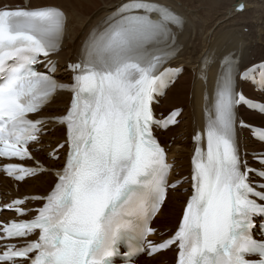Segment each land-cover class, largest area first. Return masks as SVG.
Listing matches in <instances>:
<instances>
[{"label": "snow or ice", "instance_id": "obj_1", "mask_svg": "<svg viewBox=\"0 0 264 264\" xmlns=\"http://www.w3.org/2000/svg\"><path fill=\"white\" fill-rule=\"evenodd\" d=\"M243 9L244 4L237 6V11ZM66 22L57 6H0V158L32 159L28 145L39 143L41 126L48 121L29 119V114L39 112L57 91L72 93L66 115L54 118L66 126L67 138L50 155L58 159L56 152L65 144L68 149L63 168L54 171V188L45 197H32L45 201L33 219L10 222L0 235L26 238L39 230L38 239L19 248L6 245L0 264L18 259L113 264L120 241H145L154 232L152 218L167 189L177 187L168 183L171 165L152 127L175 124L180 110L157 121L151 103L168 86L172 70L160 72V67L180 51L177 32L183 18L157 0H126L103 21L102 30L89 34L79 61L67 66L73 73L67 85L54 78L57 66L50 59L60 51ZM41 56L47 73L33 67ZM234 56L220 61L213 103L205 108L207 150L200 146L199 134L194 138L193 191L178 229L160 244L147 241V249L130 243L129 257L176 245L177 264H264V240L252 235L253 217L264 216V203L258 202H264V183L249 182L248 174L257 170L239 154L235 109L249 102L236 88L239 61ZM212 63L210 56L202 60L205 81ZM252 106L264 113V105ZM239 124L245 126L242 120ZM258 138L264 141V130ZM254 159L264 166V154ZM4 171L19 181L46 169L37 162L35 168L7 164ZM23 203L18 199L7 207L22 216ZM252 255L259 258L247 259Z\"/></svg>", "mask_w": 264, "mask_h": 264}, {"label": "bare ground", "instance_id": "obj_2", "mask_svg": "<svg viewBox=\"0 0 264 264\" xmlns=\"http://www.w3.org/2000/svg\"><path fill=\"white\" fill-rule=\"evenodd\" d=\"M7 1L10 0H0V6H8ZM199 1L157 0L170 7L184 20L183 29L177 32L180 51L166 63L167 67L181 68V75L165 97L159 100L160 107L158 109L154 107L162 114L174 109H182L176 132L173 130L176 127L158 132V141L165 148L167 158L172 164L170 178L175 181L182 178L189 169L196 133L201 136L205 134V108L206 106L211 108L213 103L220 61L224 56L234 53V58L239 61L238 73L264 62V0H249V4L246 3L247 0H203L208 8L206 13H199L198 7L202 6H198ZM124 2L126 0H20L18 6L14 4L9 7L16 8L25 3H30L32 6L51 5L60 7L66 13L63 43L60 51L53 54L50 59L57 66L53 74L54 78L60 84L67 85L70 84L73 75L67 67L69 63L79 61L81 49L89 34L97 28L102 30L103 21ZM239 3L244 4V9L236 12L234 9ZM225 39H230V44L219 51L217 47ZM205 56L215 59V63H212L207 70L206 81L201 78L202 60ZM236 88L249 98L258 101L264 99V95L254 94L247 83L237 79ZM69 101V93L64 90L57 91L51 101L32 117L33 120L48 121L41 126L46 134L40 137V143L32 146V159L24 161L23 164L35 168L39 162L44 165L46 171L21 183L13 182L0 174V196L3 203L8 204L13 199H22L25 209L42 207L44 200L32 199V197H45L54 188V171L60 169L65 151V149L57 151L56 154H60L59 159L51 160L50 151L65 142L64 125L55 123L54 118L66 113ZM235 112L236 140L240 158L242 162L246 161L248 166H254L251 152H264V145L253 141L248 132L238 124L242 120L244 123L263 126L264 119L240 107ZM187 186L188 184L184 183L168 192L152 223L156 233L149 239L159 242L174 230L179 222L185 198L189 195L188 193L181 195L180 190ZM2 216L8 218L11 215L3 213ZM28 218L29 216L26 217ZM174 255V251L170 249L148 260L142 256L138 259V263L172 264Z\"/></svg>", "mask_w": 264, "mask_h": 264}, {"label": "rangeland", "instance_id": "obj_3", "mask_svg": "<svg viewBox=\"0 0 264 264\" xmlns=\"http://www.w3.org/2000/svg\"><path fill=\"white\" fill-rule=\"evenodd\" d=\"M207 1V0H206ZM242 1V0H241ZM246 1V0H245ZM249 0H247L246 1V3L248 2ZM8 3H9V5L8 6H10V5H14V4H17V5H19V3H20V0H10V1H7ZM235 3H236V1H235ZM248 4H249V2H248ZM202 5V6H201ZM198 6H201V7H198V11H199V13H206V12H208V8H207V6H206V3L203 1V0H200L199 1V3H198ZM230 9H231V7H230ZM201 10V11H200ZM206 10V11H205ZM220 42V41H219ZM230 44V39H225L224 41H222L219 45H218V50L219 51H222V48L223 47H226V46H228ZM178 129V127H176L175 129H173L174 130V132H176V130ZM182 141H184V140H182ZM182 195V194H181Z\"/></svg>", "mask_w": 264, "mask_h": 264}, {"label": "water", "instance_id": "obj_4", "mask_svg": "<svg viewBox=\"0 0 264 264\" xmlns=\"http://www.w3.org/2000/svg\"><path fill=\"white\" fill-rule=\"evenodd\" d=\"M239 4H242V3H239ZM239 4H238V5H239ZM238 5H237V6H238ZM237 6L235 7L234 10H235L236 12H241V11H237ZM242 11H243V10H242Z\"/></svg>", "mask_w": 264, "mask_h": 264}]
</instances>
